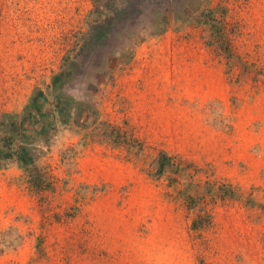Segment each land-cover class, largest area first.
Here are the masks:
<instances>
[{
    "label": "rangeland",
    "instance_id": "rangeland-1",
    "mask_svg": "<svg viewBox=\"0 0 264 264\" xmlns=\"http://www.w3.org/2000/svg\"><path fill=\"white\" fill-rule=\"evenodd\" d=\"M119 1L114 80L91 89L81 66L62 89L94 90L98 118L32 133L51 186L0 166V264H264V0H168L152 33L144 0ZM99 3L0 0V117L39 88L57 101Z\"/></svg>",
    "mask_w": 264,
    "mask_h": 264
},
{
    "label": "trees",
    "instance_id": "trees-1",
    "mask_svg": "<svg viewBox=\"0 0 264 264\" xmlns=\"http://www.w3.org/2000/svg\"><path fill=\"white\" fill-rule=\"evenodd\" d=\"M107 1L100 0V3L94 6L89 19V30L83 32L84 38L82 41L77 42V45L75 44L76 47H72L71 51L68 50L61 70L53 75L51 80L52 98H56L57 101L51 102L49 93L39 88L36 89L20 113L5 112L0 117V166L3 163H17L25 171L29 183L35 189H47L51 186V181L46 172L37 164V158L31 148L33 131L45 138L58 128V124L66 125L73 122L84 124V115H86V120L94 115L98 118L99 110L96 106L97 100L95 99L94 90L85 94L84 98L77 99L68 93H64L63 87L75 79L78 67L81 66L86 69L84 73L86 79L92 81L90 84L91 89L108 81L112 82L115 78L113 68L108 63L110 59L105 58L106 56L114 58L120 55L121 52L116 49L111 54H106L102 46L104 43H109L117 35L119 29L122 30V28H120L121 24L115 21L113 15L110 16L111 10L107 6ZM144 1V4L146 3L150 10V17L152 19L157 18L156 22H158L156 25L151 26L153 29L151 33L153 31L162 32L164 28H167L168 21L171 18L169 13L165 14V10H168L169 5L167 2L169 1ZM119 2L120 6L116 8L118 13L124 14L125 12L126 14L130 8L124 5L126 4L125 0ZM126 31L124 28V33L127 34L126 37L129 39V34H132L133 30ZM130 56L132 54L129 55V58ZM95 58L100 59L99 62H94ZM77 115L80 116L81 121H79ZM169 159L167 153L162 152V157L158 160L157 171L159 174L164 171Z\"/></svg>",
    "mask_w": 264,
    "mask_h": 264
}]
</instances>
